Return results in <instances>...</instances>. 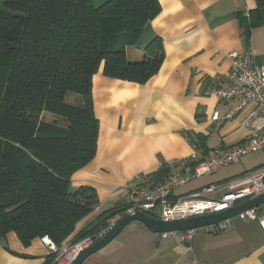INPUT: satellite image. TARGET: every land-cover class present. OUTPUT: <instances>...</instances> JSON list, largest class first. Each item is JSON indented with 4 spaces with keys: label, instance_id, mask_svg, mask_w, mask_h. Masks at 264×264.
Listing matches in <instances>:
<instances>
[{
    "label": "crops",
    "instance_id": "obj_1",
    "mask_svg": "<svg viewBox=\"0 0 264 264\" xmlns=\"http://www.w3.org/2000/svg\"><path fill=\"white\" fill-rule=\"evenodd\" d=\"M159 2L161 13L145 27L136 46L126 50L130 61H141L149 44L160 38L164 61L158 74L138 84L107 77L101 65L93 78L100 124L97 154L71 182L73 189L92 187L98 207L67 244L100 214L127 204L128 186L149 187L147 176L163 165L179 164L177 171L188 172L184 166L193 155L203 159L213 148L233 146L250 136L238 120H212L215 112L223 118L237 103L224 102L213 91L224 85L233 52L252 54L264 66V0ZM213 135L216 145L210 144ZM55 257L44 238L26 247L10 232L0 242V264H57ZM82 264H264V229L258 221L238 218L228 230H198L191 242L180 243L175 235L132 222Z\"/></svg>",
    "mask_w": 264,
    "mask_h": 264
},
{
    "label": "trees",
    "instance_id": "obj_2",
    "mask_svg": "<svg viewBox=\"0 0 264 264\" xmlns=\"http://www.w3.org/2000/svg\"><path fill=\"white\" fill-rule=\"evenodd\" d=\"M160 13L159 0H0V242L15 232L26 247L38 238L60 247L93 215L95 190L71 182L97 154L93 78L101 65L107 77L138 84L157 75L160 38L141 61L126 50ZM178 168L165 164L145 184L154 188ZM129 208L100 214L73 243L96 237Z\"/></svg>",
    "mask_w": 264,
    "mask_h": 264
},
{
    "label": "built area",
    "instance_id": "obj_3",
    "mask_svg": "<svg viewBox=\"0 0 264 264\" xmlns=\"http://www.w3.org/2000/svg\"><path fill=\"white\" fill-rule=\"evenodd\" d=\"M230 59L231 68L224 77V85L213 93L224 102L237 103L223 118L219 112H215L212 120H238L242 128L250 131V136L233 146L213 148L203 159L193 155L192 161H199L193 170H176L154 188L142 185L128 186L127 204L130 208L126 215L144 211L164 221H178L223 212L232 208L238 199L250 197V200H253L264 194L263 164L258 169L230 181L206 186L189 195H177L178 190L191 182L214 175L231 164L238 163L248 154L264 151V66L257 65L252 54L233 52ZM237 218L243 221H258L264 229V204L240 213ZM116 222H111L110 226L96 237L90 236L77 243H63L59 247L48 238L44 240L49 250L56 255L57 264H73L84 250L105 236ZM230 226L231 220H226L202 229L171 234L176 236L178 242L185 243L191 242L198 230L216 234L228 230Z\"/></svg>",
    "mask_w": 264,
    "mask_h": 264
},
{
    "label": "water",
    "instance_id": "obj_4",
    "mask_svg": "<svg viewBox=\"0 0 264 264\" xmlns=\"http://www.w3.org/2000/svg\"><path fill=\"white\" fill-rule=\"evenodd\" d=\"M263 204L264 194L253 200H250V197H246L236 200L234 206L226 211L178 221H164L153 217L144 211H137L117 220L115 226L105 236L84 250L73 264H82L86 259L106 247L132 222H140L147 229L158 234H171L202 229L206 226L218 224L226 220H232L240 213L259 207Z\"/></svg>",
    "mask_w": 264,
    "mask_h": 264
},
{
    "label": "rangeland",
    "instance_id": "obj_5",
    "mask_svg": "<svg viewBox=\"0 0 264 264\" xmlns=\"http://www.w3.org/2000/svg\"><path fill=\"white\" fill-rule=\"evenodd\" d=\"M134 48V47H132ZM71 99H69L70 101ZM213 135L212 140L210 142L211 145H216V142L218 141V137ZM264 163V151L261 153H251L243 158L238 163L231 164L230 166L222 169L218 173L211 175V176H205L200 179H197L190 184L184 186L181 188L178 193H185L188 190L197 188V187H203L207 185H218L220 183H223L225 181H230L234 179L235 177L242 175L244 173H249L253 169L257 168L259 165ZM191 194V193H188ZM185 194V195H188ZM160 212V209H157V213ZM238 218H234L232 220H237Z\"/></svg>",
    "mask_w": 264,
    "mask_h": 264
}]
</instances>
